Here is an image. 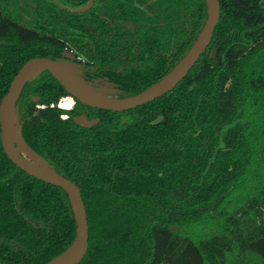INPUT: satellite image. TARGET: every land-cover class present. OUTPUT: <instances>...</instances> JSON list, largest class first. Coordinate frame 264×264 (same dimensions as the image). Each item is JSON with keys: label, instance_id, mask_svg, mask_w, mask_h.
I'll use <instances>...</instances> for the list:
<instances>
[{"label": "trees", "instance_id": "1", "mask_svg": "<svg viewBox=\"0 0 264 264\" xmlns=\"http://www.w3.org/2000/svg\"><path fill=\"white\" fill-rule=\"evenodd\" d=\"M88 1L0 0V101L26 61H69L67 51L117 97L141 92L207 17L204 0L60 7ZM65 96L42 70L24 83L14 116L28 148L79 189L87 247L77 264H264V0H218L206 49L149 102L58 107ZM81 113L97 122L76 125ZM75 228L67 193L15 166L0 141V264H50Z\"/></svg>", "mask_w": 264, "mask_h": 264}, {"label": "water", "instance_id": "2", "mask_svg": "<svg viewBox=\"0 0 264 264\" xmlns=\"http://www.w3.org/2000/svg\"><path fill=\"white\" fill-rule=\"evenodd\" d=\"M204 1L206 2L207 6V17L188 50L168 70V72H166L159 80L141 92L129 96L112 98L103 97L98 94L90 95L77 87L70 79L68 75L69 73L62 68V63L67 64L70 63V61L51 60L44 57H35L26 61L20 67L16 75L13 77L7 92L1 98L0 141L7 158L15 166L27 174L38 180L48 182L62 188L68 195L76 228L75 237L71 245L67 248L69 249L73 246L74 252L71 259L65 264H77L83 257L87 247V224L79 189L73 182L57 174L49 166L47 169H43L42 167L28 162L21 154L16 153L8 130V123L10 118L14 116L15 104L20 91L24 83L31 80L28 78L29 72L34 68H40L38 73L42 70H47L52 75V77L64 88L71 98L76 99L79 103L88 107L111 111H123L149 102L170 91L190 70V68L209 44L214 24L218 17V0ZM91 4L92 1L89 0L85 5L80 7L72 8L61 5L60 7L70 12L81 13L88 10L91 7ZM32 100L36 101L37 98L33 97ZM72 121L80 127H91L97 122V118L88 119L84 113H81L77 116H74Z\"/></svg>", "mask_w": 264, "mask_h": 264}, {"label": "bare ground", "instance_id": "3", "mask_svg": "<svg viewBox=\"0 0 264 264\" xmlns=\"http://www.w3.org/2000/svg\"><path fill=\"white\" fill-rule=\"evenodd\" d=\"M40 70V68H34L29 72L28 78L32 79ZM70 79L73 81V83L79 87L81 90L85 91L86 93L90 94V95H97V93L82 85L80 82H78L73 76H71L70 74H68ZM8 130H9V134L11 137V141L13 143L15 152L18 154H21L28 162L42 167L43 169H47L48 165L47 163L36 153H34L33 151H31L27 145L23 142V140L21 139L20 136V132H19V127H18V123L16 121V119L13 117L10 118L9 123H8ZM73 246L70 247L64 254H62L60 257H58L57 259H55L54 261H52L50 264H65L67 261H69L73 255Z\"/></svg>", "mask_w": 264, "mask_h": 264}, {"label": "rangeland", "instance_id": "4", "mask_svg": "<svg viewBox=\"0 0 264 264\" xmlns=\"http://www.w3.org/2000/svg\"><path fill=\"white\" fill-rule=\"evenodd\" d=\"M65 54L68 57L70 63L67 64L62 63L61 66L78 82L94 90L100 96L107 98L117 97V91L112 83L108 82L105 79L84 76V74L81 72L80 65L71 61V58L73 57L72 53L67 51L65 52ZM72 104H73V99L69 96H65L58 101L57 106L61 107V105H69L67 107H61L66 109V108H70Z\"/></svg>", "mask_w": 264, "mask_h": 264}, {"label": "clouds", "instance_id": "5", "mask_svg": "<svg viewBox=\"0 0 264 264\" xmlns=\"http://www.w3.org/2000/svg\"><path fill=\"white\" fill-rule=\"evenodd\" d=\"M37 107H43V105H37ZM61 107H62V105H61ZM63 118L67 119L68 117L65 116Z\"/></svg>", "mask_w": 264, "mask_h": 264}, {"label": "snow or ice", "instance_id": "6", "mask_svg": "<svg viewBox=\"0 0 264 264\" xmlns=\"http://www.w3.org/2000/svg\"><path fill=\"white\" fill-rule=\"evenodd\" d=\"M67 106H69V105H62V107H67Z\"/></svg>", "mask_w": 264, "mask_h": 264}, {"label": "built area", "instance_id": "7", "mask_svg": "<svg viewBox=\"0 0 264 264\" xmlns=\"http://www.w3.org/2000/svg\"><path fill=\"white\" fill-rule=\"evenodd\" d=\"M76 60H79V58L77 57Z\"/></svg>", "mask_w": 264, "mask_h": 264}, {"label": "flooded vegetation", "instance_id": "8", "mask_svg": "<svg viewBox=\"0 0 264 264\" xmlns=\"http://www.w3.org/2000/svg\"><path fill=\"white\" fill-rule=\"evenodd\" d=\"M70 97V96H69Z\"/></svg>", "mask_w": 264, "mask_h": 264}]
</instances>
